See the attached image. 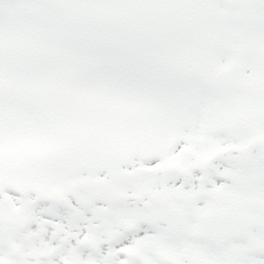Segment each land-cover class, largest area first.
I'll return each mask as SVG.
<instances>
[{
    "label": "snow or ice",
    "instance_id": "snow-or-ice-1",
    "mask_svg": "<svg viewBox=\"0 0 264 264\" xmlns=\"http://www.w3.org/2000/svg\"><path fill=\"white\" fill-rule=\"evenodd\" d=\"M0 264H264V0H0Z\"/></svg>",
    "mask_w": 264,
    "mask_h": 264
}]
</instances>
